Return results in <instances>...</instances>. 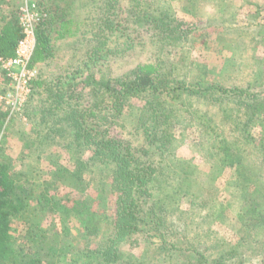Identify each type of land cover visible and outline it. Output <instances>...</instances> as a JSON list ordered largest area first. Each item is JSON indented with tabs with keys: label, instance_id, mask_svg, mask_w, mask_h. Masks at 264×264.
<instances>
[{
	"label": "trees",
	"instance_id": "16d2710c",
	"mask_svg": "<svg viewBox=\"0 0 264 264\" xmlns=\"http://www.w3.org/2000/svg\"><path fill=\"white\" fill-rule=\"evenodd\" d=\"M16 1L0 0V56L11 54L21 36L17 19L19 6ZM131 1L130 7L133 8L129 16L134 14L137 20L145 22L144 25L138 28L133 25L134 21H131L127 27L124 26L125 22H115L108 13L105 17H97L96 13L95 17L99 22L94 18L91 27L83 33H89L91 37L85 51L87 59L83 62L88 71L95 70L104 60L106 63L112 59L111 56L124 57L129 50L136 47L133 44V40L139 38L136 30H145L149 22L154 23L156 28L166 29L169 36L174 38L172 46H181V43H178L179 22L168 8L158 9L154 14L147 10V5L140 9L139 1ZM66 3L64 17L67 18L71 4L67 1ZM37 8L43 11L45 16L36 26V46L32 64L39 51H45L46 58L53 54L51 35L57 29V26L54 28L57 23L55 15L50 14V17L46 18V11L39 6ZM69 21L72 23L74 20ZM115 42H118L117 49L110 48ZM162 62L163 66L159 63L139 64L133 70L134 77L126 81L107 78L100 82L92 80L89 73L85 76V82L91 85L98 82L103 88L101 97H93V105L90 106L82 102L81 93H70V87L66 89L73 82L64 81L63 77L44 80L35 76L31 85L33 94L30 96L36 93L39 97L36 104L33 105L32 102L29 105V96L24 112L34 119L33 129L38 140H26L25 136H22L19 140L22 146L20 155L25 156L27 148H36L37 145L48 143L56 144L67 151L66 158L71 161V165L59 160L53 163L54 167L48 178L39 180L37 170H14L11 159L5 155L0 145V264H62L61 262L66 260L63 245H49V232L36 222V218L47 212L65 213L79 221L84 231L91 233H97L103 226L107 227L105 240L99 246L100 259L96 264H120L126 260L129 262L120 245L134 233L146 231L140 224H147L148 229L154 231V235L167 234L169 239L177 233L180 234L183 230L182 224L169 221L171 214L178 209L175 193L182 192L183 196L190 198L191 203L198 205L199 201L195 198H199L197 194H200L204 179L199 175L189 176L175 169L178 159L173 155L175 137L172 130L186 117H192L197 122L198 129L203 122L210 121L207 127L213 130L211 126L214 116H217L219 111L220 118L223 116L225 120L220 119V124L215 123L214 126V136L217 137L216 154L222 161L233 157L234 161L230 159L233 161L231 165L234 166L236 177L239 178V183H242L243 189L250 188V185L254 188L252 200L239 204L237 214L241 228L248 235H253V241L259 236L258 233L264 232L263 174L261 171H253L252 167L243 163L245 159L242 157V149L237 146L244 142L253 143L250 132L255 120L257 125L264 124V116L258 112L263 97L249 92L248 86L223 87L216 80L212 82L211 76L207 77L205 71H192V77H187V70L180 71L172 62L168 65ZM200 68L199 70L205 69ZM67 77L75 80L72 76ZM6 82L4 77V83L0 87L1 93L6 90ZM137 98L141 100L140 105L133 104V99ZM203 102L206 109H198L196 105ZM1 114L3 111L0 105ZM125 114L131 117L135 130L151 126L146 138L148 148H137L132 146L130 141L113 135L110 129L112 121ZM224 122L235 127L236 135L233 139L227 138V135L231 134L230 131H223ZM261 143L263 141L258 144ZM156 153L160 155V159L156 163L154 160L147 162V156L151 158ZM153 163L155 169H152ZM91 182L93 190L85 191ZM60 186L70 189L67 191L69 195L59 196ZM173 187L177 190L171 191ZM71 190L80 193L71 197ZM108 192L116 193L115 212L111 220L105 215L109 203V198L106 197ZM145 194H150L151 198H154L152 202L161 203V206L156 209L145 207ZM203 202L200 206H210L208 200L203 199ZM30 212H33V218L28 216L27 213ZM213 213L208 212L207 215L215 218ZM22 218L24 231L14 236L12 222ZM207 232H211L210 228ZM187 237L189 236L186 234L182 239ZM200 237L198 234L192 235L193 243L188 245V250L195 252L193 244H197ZM182 244L183 241H180V244L165 239L160 241L151 255L152 264H172V254L180 249L176 245L184 246ZM84 255L86 254L78 252L80 260ZM9 256H12L11 260L8 259ZM76 256L77 253H73L71 260L75 261ZM230 263L227 257L214 259V264ZM135 264L143 263L135 261Z\"/></svg>",
	"mask_w": 264,
	"mask_h": 264
},
{
	"label": "rangeland",
	"instance_id": "374dc122",
	"mask_svg": "<svg viewBox=\"0 0 264 264\" xmlns=\"http://www.w3.org/2000/svg\"><path fill=\"white\" fill-rule=\"evenodd\" d=\"M17 1L19 6L22 0ZM28 1L35 3L36 7L43 8L47 13L46 18L50 17V14L55 15V21H57L54 27L57 26V29L51 35L53 54L46 58L45 51H39L33 62L38 67L36 77L44 80L63 77L64 81L73 82L72 84L77 87L74 88L71 84L66 89L70 87V93L76 91L81 93L82 102L89 106L93 105V97H101V91H103L98 82L94 85L85 82V76L89 73L92 80L100 82L107 78H120L126 81L134 77L133 70L139 64L159 63L163 66L162 61H164L167 65L172 62L180 71L187 70L185 74L187 77H192V71L194 73L205 71L207 77L211 76L212 82L216 80L223 87L248 86L249 92L263 97L258 112L264 116V0H135L139 1L140 9L144 7L143 5H147V10L154 14L158 9L168 8L179 22L180 42L178 43H181V46L176 48L172 46L174 38L169 36L166 29L156 28L154 23L149 22L145 30L141 32L136 30L135 33L139 38L133 40L135 48L129 50L124 57L111 56L112 59L107 60L106 63H104L105 60L102 61L99 67L91 71L92 73L83 65L87 59L85 51L88 40L91 38L89 33L86 35L83 33L91 27L97 14V17H105L108 13L115 22H125L124 26L127 27L131 21H134L133 25L138 28L144 25L145 22L137 20L134 14L129 16L133 8L130 7L132 1L66 0L71 4L67 18L64 17L66 14L64 6L67 5L65 0ZM69 20L74 21L71 23ZM128 35V38H131L130 30ZM177 41L178 39L176 43ZM116 45L118 42L112 43L110 48L117 49ZM199 67L205 69L199 70ZM79 68L80 71L77 70ZM64 75L72 76L75 80ZM3 83L4 76L0 71V87ZM38 97L36 93L30 96L29 105L32 102L33 105L36 104ZM133 104L140 105L141 100L133 99ZM0 105L3 111L0 115V145L5 155L11 159L14 170L27 168L37 170V177L43 180L48 178L49 172L54 167L53 163L60 160L66 165H71V161L66 158L67 151L56 144L48 143L37 145L36 148H27L24 152L25 156H21L22 146L19 140L22 136H25L26 140L28 138L38 140L33 129L34 119L26 115L24 108L22 113L8 117L2 102ZM196 106L198 109H206L205 102ZM219 113L214 116L211 126L213 130L215 123L218 125L221 122L219 120L224 119L223 116L220 118ZM182 119L183 122L172 130L175 137L173 155L178 159L175 169L189 176L203 177L204 183L202 181L200 194L196 193L199 198H195L199 204L191 203L190 198L183 196L182 192H176L178 209L171 214L172 218L169 221L173 220L177 224H182L181 233L169 239L167 234L154 235L152 234L154 231L148 229L147 224H140V227H145L146 231L134 233L131 238L128 237L120 245L121 251L129 260V262L126 260L120 264H135V261L152 264L151 255L158 247V243L164 239L175 241L176 244L183 241L184 246L176 245L180 249L172 254V264H214V259H225V257L231 262L230 264H264V232L258 233L259 236L253 241V235H248L241 228L237 214L240 202L252 200L253 186L250 185V188L243 189L242 183L240 184L239 178L236 177L234 166L231 165L234 161L233 157L230 158L232 162L230 159L223 161L219 159L215 148L217 137L214 134L216 131L207 127L210 121L206 120L198 129L197 122L192 117ZM112 122L110 129L113 135L130 141L132 146L137 148H148L146 138L151 126L135 130L131 117L126 114ZM256 123L257 120L250 132V136L254 139L252 140L253 145L244 142L241 146L239 144L237 146L242 149V157L245 159L243 163L247 167H252L253 171H261L264 180V124L257 125ZM223 131H230L231 134L227 135L228 139H233L236 135L235 127L226 122L223 123ZM261 141L263 143L258 144ZM158 159L160 155L157 153L151 158L147 156V162L154 160L156 163ZM155 163L152 169H155ZM152 184L153 181L150 182L151 188ZM58 190L59 196L69 195L67 194L70 190L68 188L60 186ZM92 190L91 182L85 191L91 192ZM176 190L177 188L173 187L171 191ZM79 193V191H73L70 196L73 197ZM106 197L109 198V203L105 215L109 216L108 220H111L115 212L116 193L108 192ZM145 198V207L156 209L161 206V203L152 202L154 198H151L150 194H145ZM203 199L208 200L210 206H200L204 203ZM208 212L209 214L214 212L215 218L207 215ZM27 214L33 218V212ZM40 217L36 218V222L49 232L47 239L49 245H54V247L63 245L66 260H63L62 264H96L100 259L99 246L105 240L107 227L103 226L97 233H91L84 231L79 221L65 213L47 212ZM23 220L24 218L13 220L14 236L24 231ZM209 228L211 232H207ZM186 234L189 237L182 239ZM194 234L201 237L197 244H193L196 248L195 252H191L188 250V245L193 243L192 235ZM78 252L86 254L82 260ZM73 253H77L75 261L71 260ZM8 259L11 260L12 256Z\"/></svg>",
	"mask_w": 264,
	"mask_h": 264
},
{
	"label": "built area",
	"instance_id": "2783aa9c",
	"mask_svg": "<svg viewBox=\"0 0 264 264\" xmlns=\"http://www.w3.org/2000/svg\"><path fill=\"white\" fill-rule=\"evenodd\" d=\"M45 13L35 3L22 0L19 5L18 24L21 36L11 54L0 56V70L7 80L6 91L0 94V102L8 117L22 113L32 92V82L38 75V67L31 63L36 46V26Z\"/></svg>",
	"mask_w": 264,
	"mask_h": 264
}]
</instances>
